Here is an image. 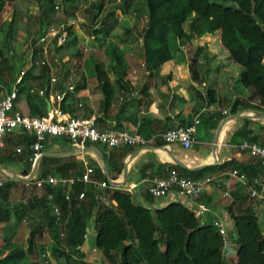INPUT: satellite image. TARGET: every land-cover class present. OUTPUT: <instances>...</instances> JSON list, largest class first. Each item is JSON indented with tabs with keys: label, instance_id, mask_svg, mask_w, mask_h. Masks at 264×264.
<instances>
[{
	"label": "crops",
	"instance_id": "crops-1",
	"mask_svg": "<svg viewBox=\"0 0 264 264\" xmlns=\"http://www.w3.org/2000/svg\"><path fill=\"white\" fill-rule=\"evenodd\" d=\"M12 3L13 0L4 2V15ZM91 5L94 6L91 13L96 12L98 18L105 20L94 34L87 33L83 27L90 14L87 8ZM61 7L67 12L63 17L60 12L61 17L66 25H70L76 44L73 45L71 36H67L64 44L53 46L49 51L47 70L35 66L25 71L17 86L14 109L25 115H41L50 102L52 89L72 85V91L64 95L61 104L64 112L77 117L93 116L98 130H125L137 135L142 144L118 147L98 144L97 147L86 141L48 138L34 160L39 158L32 173L34 162L27 161L32 136L21 131L5 135L0 148V252L5 253L9 243L18 238L24 243L30 235L52 237L64 225L54 222L52 195L45 197L42 188L24 187L17 177H63L74 183L80 181L78 177L83 166L91 165L94 171L90 178L96 182L106 181L94 156L85 149L94 147L101 155L109 177L119 180L124 158L136 148L147 145L149 147L139 148L127 161L123 186L111 187L129 192L135 202L151 209L171 201H178L192 211L195 205L205 206L206 211L198 218L205 224L214 220L225 224L228 242L224 262L234 264V235L227 210L251 205L258 226L264 232V203L249 197L251 189L264 188V165L237 148L241 140L264 143V100L260 101L250 86L240 82L243 68L229 58L220 43L219 31L199 34L197 26L202 20L193 12L189 13L182 24L184 38L173 37L169 32L166 46L157 57L159 64L153 68L144 62L140 52L138 33L145 21L143 0L121 3L64 0ZM107 29L109 32L104 34ZM60 50L62 55H59ZM6 56L12 57L8 53ZM17 58L20 59L18 66L13 65L9 73V87L4 91L0 89V94L11 89L15 72L25 67L21 53ZM88 64L93 66L92 69L87 67ZM50 75L56 77L57 84L48 83ZM38 89H43L44 94H38ZM223 109L225 114L220 111ZM193 118H198L199 122L195 126V139L188 148H182L177 142L164 145L163 130L187 125ZM16 146L21 148L19 153L14 152ZM168 151L187 167L195 168L188 170L192 172L189 177L202 182L195 200L187 199L176 189L161 198L149 197L146 191L148 179L154 175L163 176L166 168L173 167ZM44 156L57 160L46 162L45 175L40 176ZM119 163L120 172L115 173ZM230 172L243 173L245 184L237 182ZM205 178H208L207 182ZM92 186L97 192L101 189L97 184ZM93 216L94 209L85 226L84 240L78 246V257L73 258L78 259L79 264L106 262L94 248ZM26 246L27 242L22 248Z\"/></svg>",
	"mask_w": 264,
	"mask_h": 264
},
{
	"label": "trees",
	"instance_id": "trees-1",
	"mask_svg": "<svg viewBox=\"0 0 264 264\" xmlns=\"http://www.w3.org/2000/svg\"><path fill=\"white\" fill-rule=\"evenodd\" d=\"M5 1L10 0H0V11ZM50 2L38 0V11L46 14L43 5ZM143 4L145 21L138 35L145 63L153 68L158 66L157 57L166 46L167 34L184 38L182 24L193 12L202 20L197 32L219 31L220 43L229 58L243 68L240 82L250 86L260 101L264 100V0H143ZM92 8L93 5L88 6L90 14L83 26L90 34L105 23L96 12L91 13ZM62 23L66 37L71 36L75 45L76 37L70 25L65 20ZM97 23L99 28L95 29ZM39 52V48H34L35 55ZM35 66L33 63L31 68ZM40 67L47 70L46 66ZM56 160V157H42L40 176L45 175L44 164ZM173 167L184 176L192 173L174 164ZM120 169L119 163L115 173ZM43 185L44 196L50 194L54 198L57 224L64 223L62 230L52 236V255L60 258L61 264H70L71 259L78 257V246L84 240L85 226L93 209L94 248L107 264H224L217 230L211 224L202 223L191 209L178 201L151 209L135 202L129 192L108 184L97 192L91 184L82 181L70 185L65 199L66 185ZM1 192L2 188L0 197ZM79 192H83L81 198H77ZM227 211L234 235V264H264V232L251 205ZM31 255L28 239L25 248L13 246L1 254L0 264H38Z\"/></svg>",
	"mask_w": 264,
	"mask_h": 264
},
{
	"label": "built area",
	"instance_id": "built-area-1",
	"mask_svg": "<svg viewBox=\"0 0 264 264\" xmlns=\"http://www.w3.org/2000/svg\"><path fill=\"white\" fill-rule=\"evenodd\" d=\"M114 1L119 3L125 0ZM54 8H57L56 5H54ZM94 28L98 29L99 23L95 24ZM65 41V25L64 23H60L47 26L43 33L35 39L34 43L26 45L24 55H22V62L25 67L15 72L12 78L11 89L0 94V148L3 145V138L5 135L13 133L14 131L30 134L32 140L28 144L27 161L31 164L40 155L46 139L53 137H63L72 142L80 143L86 141L107 147L142 144V140L137 135L125 130L115 128L98 130L95 127L93 116L77 117L64 112L61 104L64 95L72 91V85L52 89L49 94L50 102L41 115H25L14 109V101L17 97V86L21 84L25 71L31 68L33 63L38 67L46 66L49 68L47 59L49 51H51L53 46L62 45ZM34 48L40 49V52L36 55L33 53ZM48 83L52 85L57 84L56 77L52 75L48 76ZM37 93L42 95L44 94V90L38 89ZM220 111L222 114L226 113L224 109ZM198 122V118H193L187 125L174 126L163 130L161 137L164 145L167 146L177 142L182 148H188L195 139V126ZM237 148L241 151H245L250 157L256 158L259 163L264 165V143L241 140L238 142ZM20 151L21 148L19 146L14 148L15 153H19ZM93 171V166L84 165L78 177L79 180L91 185L97 184L100 187L106 186L107 183H105V181L96 182L90 178ZM229 175L235 178L240 184H245V176L243 173L230 172ZM204 181L207 182L208 178H205ZM72 183L73 181L71 179L63 177L54 178L51 176L45 178H25L22 180V185L28 188H41L43 184L66 185L67 189L64 192L65 199L68 197V188ZM201 187V181L181 175L174 167H168L163 176L154 175L148 179L146 191L152 198H161L166 196L168 192L176 189L187 199L195 200L200 194ZM224 194H227V192H224ZM82 196L83 192H79L77 198H81ZM249 197L264 203V188L251 189L249 191ZM205 211L206 207L201 204L195 205L193 209V213L196 216ZM52 212L55 215L54 222H58V211L56 206H53ZM211 225L220 235L222 242L220 252L224 262L225 249L228 242L225 224L221 220H214L211 222Z\"/></svg>",
	"mask_w": 264,
	"mask_h": 264
},
{
	"label": "rangeland",
	"instance_id": "rangeland-1",
	"mask_svg": "<svg viewBox=\"0 0 264 264\" xmlns=\"http://www.w3.org/2000/svg\"><path fill=\"white\" fill-rule=\"evenodd\" d=\"M11 1V0H10ZM44 1V0H43ZM52 2L43 5L46 14L38 11V0H13L12 7L6 15L1 9L0 11V89L6 90L9 87L8 74L12 71V67L18 66L17 55H24L25 47L34 43L35 39L43 33L45 28L50 25L62 23L61 13L63 12V3L61 0H51ZM126 1V0H125ZM121 3V2H119ZM56 5V9L54 8ZM87 20V19H86ZM111 22V16L108 18ZM87 22V21H86ZM24 46V49L22 47ZM11 52V53H10ZM88 52V51H86ZM2 53L5 55L3 56ZM10 57H7L6 54ZM63 51H59L62 55ZM38 56V55H37ZM14 65V66H13ZM88 68L92 69V65L88 64ZM99 147L98 144H94ZM30 239L32 245V260L38 264H61L60 258L52 255L53 240L50 235L44 237L32 236L24 239H16L9 243V247H23L27 240ZM6 250V251H7ZM3 253L0 252V255ZM75 259V258H74ZM72 260V264H79V260ZM107 264V262H105Z\"/></svg>",
	"mask_w": 264,
	"mask_h": 264
},
{
	"label": "water",
	"instance_id": "water-1",
	"mask_svg": "<svg viewBox=\"0 0 264 264\" xmlns=\"http://www.w3.org/2000/svg\"><path fill=\"white\" fill-rule=\"evenodd\" d=\"M215 143H216V138H214L213 146L215 145ZM147 147H149V146L142 145L139 148H147ZM139 148H136L135 150L129 152L128 155L124 158V160L122 162L123 165H122V169H121V178L119 180H112L109 177L108 172H107V167H106L105 163L103 162L101 155L99 154V152L94 147H86L85 149L87 150V152H90L94 156V159H95L98 167L100 168L102 174L104 175L106 181L108 182L109 186H123L125 176H126L127 161L139 150ZM168 157L173 164H175L176 166H178L182 169H185V170H194L195 169V168L187 167L180 160L175 158L169 151H168ZM38 159L33 164L32 173L35 171V167H36ZM17 178L20 180L25 179L24 177H20V176ZM26 178H29V177H26Z\"/></svg>",
	"mask_w": 264,
	"mask_h": 264
},
{
	"label": "bare ground",
	"instance_id": "bare-ground-1",
	"mask_svg": "<svg viewBox=\"0 0 264 264\" xmlns=\"http://www.w3.org/2000/svg\"><path fill=\"white\" fill-rule=\"evenodd\" d=\"M161 152V151H160ZM161 154L163 155V152H161Z\"/></svg>",
	"mask_w": 264,
	"mask_h": 264
}]
</instances>
